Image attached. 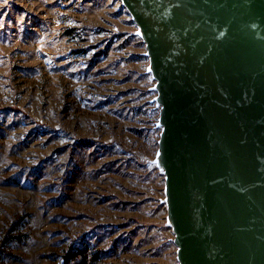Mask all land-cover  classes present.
Listing matches in <instances>:
<instances>
[{"label": "rangeland", "instance_id": "1", "mask_svg": "<svg viewBox=\"0 0 264 264\" xmlns=\"http://www.w3.org/2000/svg\"><path fill=\"white\" fill-rule=\"evenodd\" d=\"M139 37L119 0H0V264H178Z\"/></svg>", "mask_w": 264, "mask_h": 264}, {"label": "water", "instance_id": "2", "mask_svg": "<svg viewBox=\"0 0 264 264\" xmlns=\"http://www.w3.org/2000/svg\"><path fill=\"white\" fill-rule=\"evenodd\" d=\"M145 44L178 264H264V0H119Z\"/></svg>", "mask_w": 264, "mask_h": 264}]
</instances>
